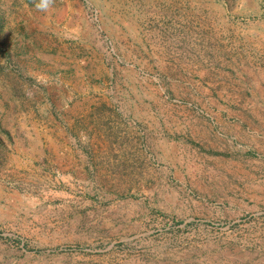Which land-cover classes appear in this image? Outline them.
<instances>
[{
	"label": "rangeland",
	"instance_id": "1",
	"mask_svg": "<svg viewBox=\"0 0 264 264\" xmlns=\"http://www.w3.org/2000/svg\"><path fill=\"white\" fill-rule=\"evenodd\" d=\"M0 0V264H264V0Z\"/></svg>",
	"mask_w": 264,
	"mask_h": 264
},
{
	"label": "clouds",
	"instance_id": "2",
	"mask_svg": "<svg viewBox=\"0 0 264 264\" xmlns=\"http://www.w3.org/2000/svg\"><path fill=\"white\" fill-rule=\"evenodd\" d=\"M52 0H41V4H38V8L46 9L50 4Z\"/></svg>",
	"mask_w": 264,
	"mask_h": 264
}]
</instances>
